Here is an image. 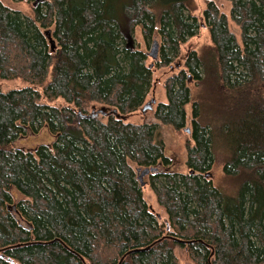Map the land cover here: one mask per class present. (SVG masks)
<instances>
[{"label":"trees","instance_id":"trees-1","mask_svg":"<svg viewBox=\"0 0 264 264\" xmlns=\"http://www.w3.org/2000/svg\"><path fill=\"white\" fill-rule=\"evenodd\" d=\"M229 1L231 16L207 0L201 22L192 0H42L32 14L0 0V77L27 82L0 87V264H180L177 246L195 264H264V0ZM203 23L211 47L182 55ZM137 27L161 41L151 62L128 43ZM161 67L157 120L131 121ZM159 122L189 127L186 170L171 169ZM213 126L231 147L228 196ZM44 127L49 142L15 144Z\"/></svg>","mask_w":264,"mask_h":264},{"label":"rangeland","instance_id":"rangeland-1","mask_svg":"<svg viewBox=\"0 0 264 264\" xmlns=\"http://www.w3.org/2000/svg\"><path fill=\"white\" fill-rule=\"evenodd\" d=\"M7 5L20 9L25 13L32 14V5H34V1L40 2L42 0H2ZM217 4L219 5L220 9L227 14L230 15L231 11V2L229 0H215ZM207 0H192V8L193 12L198 16L199 20L201 22H204V16H203V10L206 6ZM229 25L231 29L235 32L238 39L241 41L240 36V28L236 24V22L232 19V17L229 18ZM159 43V49L158 54L161 48V41L158 38L157 39ZM128 43L135 47H140L143 49H146L149 53L151 52L154 41L152 40L150 43H148L139 27H137L134 34L130 35ZM211 47V39L208 31V27L205 23H203L197 32L196 35L191 36L182 46V55L186 52L189 48H197L200 51H206ZM153 60V57L149 58V62ZM166 69V67H161L159 69L155 70L154 77H153V86H151L146 101L150 100L152 97L156 98V102L154 103L153 108L147 109L145 112L141 111V109L137 110L131 116L129 119L131 121H155L157 120L154 115V110L159 101H165L167 100L166 93H165V87H164V80L166 77V72H163V70ZM27 82L21 78H1L0 77V87L3 90H8L12 87L16 86H22L25 85ZM190 86L192 90L193 96H195L197 92V86L195 85V82L193 80L190 81ZM99 108V107H97ZM91 110V108H90ZM187 110L189 115V120L187 123V126H191L190 123V117H191V103L187 104ZM219 125L218 123H215ZM217 128V129H216ZM214 131V139L212 144V151L214 154V164L211 170L212 178L214 182L221 188V190L224 192L226 196L235 194L238 188V182L227 176L224 173L223 166L224 161L231 153V147L229 144V141L227 138L222 135V131L219 129V127L213 126ZM159 132L161 137L164 138L166 142V149L167 152L171 155L173 158V166H171V169H179V170H186V158H187V152H186V139L189 137L188 130H178L174 128L170 124H165L162 122H159ZM53 139V135L48 131L46 127L42 128L38 133H29L26 136H21L15 140L16 145L25 146V147H32L40 142H49ZM149 174H146L143 179L146 181L145 188L143 190L144 195L148 202H150L155 210L160 213L161 219H166L167 215L165 211L161 208V206L156 201V196L149 184ZM176 253L178 255V258L180 260V264H195V262L189 257L186 250L180 246L176 247Z\"/></svg>","mask_w":264,"mask_h":264},{"label":"water","instance_id":"water-1","mask_svg":"<svg viewBox=\"0 0 264 264\" xmlns=\"http://www.w3.org/2000/svg\"><path fill=\"white\" fill-rule=\"evenodd\" d=\"M37 4V1H34V5ZM46 34L47 36L49 37V40L51 42V47L54 48L55 47V41L54 39L52 38V35H51V30L50 29H47L46 30ZM158 49H159V43L157 40L154 41V45H153V48L151 50V52L149 53L151 57L153 58H156L158 56ZM156 102V98L155 97H152L150 100L146 101L145 104L143 105L142 107V111L145 112L147 109H151L153 108L154 106V103ZM110 112V111H109ZM106 111V107L105 106H101L99 108H96V107H93L92 110L89 112V113H84L83 116H86V117H92V116H96V115H99L100 113H109ZM111 112L113 113H116L118 116H121L118 112H117V109H112ZM123 117H125L123 115ZM188 131H189V127L186 128ZM155 168L157 167H145V168H139V179L141 180V184L144 185L146 183V181L143 179V177L150 173L151 171H153ZM9 260L11 262H13V264H17L15 263L14 259L12 258H9Z\"/></svg>","mask_w":264,"mask_h":264}]
</instances>
